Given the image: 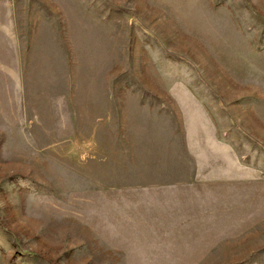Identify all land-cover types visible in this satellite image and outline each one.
Here are the masks:
<instances>
[{
  "label": "rangeland",
  "instance_id": "374dc122",
  "mask_svg": "<svg viewBox=\"0 0 264 264\" xmlns=\"http://www.w3.org/2000/svg\"><path fill=\"white\" fill-rule=\"evenodd\" d=\"M0 264H264V0H0Z\"/></svg>",
  "mask_w": 264,
  "mask_h": 264
}]
</instances>
